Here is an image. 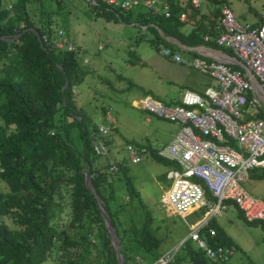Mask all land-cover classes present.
<instances>
[{"label":"trees","instance_id":"16d2710c","mask_svg":"<svg viewBox=\"0 0 264 264\" xmlns=\"http://www.w3.org/2000/svg\"><path fill=\"white\" fill-rule=\"evenodd\" d=\"M166 1L168 17L142 7L121 12L106 0L86 4L94 17L145 29L150 35L146 41L156 51L162 46L199 57L166 42L162 34L187 47L206 46L233 56L231 50L215 43L222 33L220 10L227 0H204L206 12L200 6L193 8L190 0ZM55 16L54 10L43 8L42 0H17L8 7L0 0V38H4L0 39V264H47L52 255L55 264H85L87 254L93 256L86 264H118L97 201L85 185V172L116 230L124 264H142V259L137 260L139 252L157 260L160 240L151 229L154 220L126 176L127 164H112L92 150L96 126L75 103V88L88 71L81 68L80 49L65 32L73 49L55 47L60 40ZM263 22L264 18L254 26ZM127 62L139 64L134 52H128ZM231 68L244 73L237 66ZM253 118L264 120V113L258 110ZM103 143L108 147L110 142L105 138ZM224 144L236 149L232 141ZM145 148L156 162L171 164L149 146ZM113 165L117 170L109 172ZM251 172L254 179H264V169ZM119 181L128 198L124 202L118 201L114 186ZM205 198L215 202L207 190ZM225 204L235 210L237 219L264 231V221H249L233 201ZM201 210L204 214L207 208ZM4 219L14 227L9 228ZM199 237L212 248L239 249L214 218L199 230ZM189 242L194 243L188 238L181 246L189 264H212ZM174 257L167 264H175Z\"/></svg>","mask_w":264,"mask_h":264},{"label":"rangeland","instance_id":"374dc122","mask_svg":"<svg viewBox=\"0 0 264 264\" xmlns=\"http://www.w3.org/2000/svg\"><path fill=\"white\" fill-rule=\"evenodd\" d=\"M16 1L2 0V4L8 7ZM42 5L58 14L54 18L56 31L65 32L77 45L80 49V66L88 71L75 88L76 105L95 126L100 122L109 126L106 139L110 144L106 159L109 162L128 160L126 176L140 192L141 200L154 220L151 229L160 240L156 252L159 258L154 260L139 252L137 260L142 259V264H156L166 254L175 252V264H189L181 246L190 228L203 219L202 207L194 206L185 214L177 215L161 203L162 195L170 186L166 177L168 170L162 172L164 165L153 160L145 146L150 145V149H155L166 145L168 136L165 132L173 128V123L158 119L135 106L139 98L146 95L164 104L170 100L176 101L184 89L183 83L188 80L182 71L189 72L190 79L198 81H202L204 76L188 66L186 68L184 64L163 57L160 51H156L146 41L150 35L145 29L139 30L134 24L94 17L83 0H42ZM227 6L239 22L256 25L264 18V0H227ZM36 7L39 8V5L36 4ZM200 9L202 12L207 11L204 0H200ZM141 35L144 36L143 40L136 41ZM131 50L141 64L127 63L128 52ZM83 60L87 63H83ZM128 82L133 86L128 87ZM108 113L110 116L106 117ZM156 124L162 127L161 132L155 129ZM141 144L143 148L136 146ZM128 146L136 150L140 158L138 164L129 161L130 156L126 150ZM173 168L177 170L175 166ZM114 186L124 188L122 182ZM239 186L264 204V179H254L250 171L247 180ZM0 188H3L1 183ZM116 193L117 196L122 194L118 191ZM118 201L124 202V197L118 196ZM214 219L239 248L233 250L228 264H264V231L260 226L240 221L234 209L226 210L223 216ZM4 223L9 228L14 227L8 219H4ZM189 243L194 246V243ZM92 256L87 254L84 263L91 261ZM55 259L56 256L52 255L47 264H55Z\"/></svg>","mask_w":264,"mask_h":264},{"label":"built area","instance_id":"2783aa9c","mask_svg":"<svg viewBox=\"0 0 264 264\" xmlns=\"http://www.w3.org/2000/svg\"><path fill=\"white\" fill-rule=\"evenodd\" d=\"M97 5V0H85ZM111 8L121 12L139 7L152 10L153 14L169 16L166 0H106ZM193 8L200 0H190ZM185 18L181 14L180 19ZM222 33L215 43L232 51L255 77L264 92V22L258 26L239 22L227 6L219 14ZM56 48L73 49L62 31L57 32ZM204 41H208L204 37ZM161 55L173 62L184 64L216 82L215 88H206L202 95L184 91L180 105H166L149 96L140 98L136 107L158 119L179 126L175 137L159 150L158 155L175 164L178 169L167 173L169 189L161 203L177 215H183L194 206L206 207L203 219L190 228L187 239H191L212 264H228L233 250L227 247H209L199 237V230L216 216H223L228 209L226 200L233 201L245 218L264 221V204L240 188L253 169H264V120H245V106L258 107L261 98L245 73L233 70L227 63L200 57L183 56L178 51L161 48ZM87 63L86 60L83 61ZM244 72V71H243ZM96 137L91 142L97 156H105L107 147L103 139L109 134V126L96 125ZM232 141L236 149L224 143ZM130 162L136 164L140 158L136 150L126 148ZM113 166L110 171H116ZM194 180L201 183V185ZM207 190L215 202L205 198ZM211 236L213 231L209 232ZM175 253V252H174ZM174 253L166 254L156 264L172 261Z\"/></svg>","mask_w":264,"mask_h":264},{"label":"crops","instance_id":"0c3cea01","mask_svg":"<svg viewBox=\"0 0 264 264\" xmlns=\"http://www.w3.org/2000/svg\"><path fill=\"white\" fill-rule=\"evenodd\" d=\"M161 36H162V38L164 37L162 34H161ZM168 38V37H167ZM164 39V38H163ZM170 39H173V38H170ZM173 40H175V39H173ZM177 41V40H176ZM167 42V41H166ZM179 42V41H178ZM180 43V42H179ZM171 44H173V43H171ZM182 44V43H181ZM173 45H175L178 49H180V50H183V51H190V52H194V53H196L197 55H199V57L200 58H205V59H207V60H220V58H221V55L219 54V51L220 50H217V52L215 51L216 49H213V48H210V49H213L214 51H209V50H205V49H202V47H206V46H198V47H193V48H191V47H188L189 49H193L194 51H192V50H185V49H182V48H180L179 46H177L176 44H173ZM99 48H101V47H99ZM161 48H162V46H160L159 47V49L161 50ZM206 48H209V47H206ZM197 52H196V51ZM131 52H134L133 50H131ZM222 52V51H221ZM161 53V52H160ZM183 56H190V55H188V54H186V53H183V52H180ZM135 54V53H134ZM190 57H192V56H190ZM139 60V59H138ZM128 63V62H127ZM139 64H141L140 63V60H139ZM228 64V63H227ZM230 66H236V65H232V64H229ZM186 68H187V66H185ZM238 67V66H237ZM191 68V67H190ZM240 68V67H239ZM193 69V68H192ZM181 72V71H180ZM198 72V71H197ZM181 73H186L185 75H186V77H187V79L188 80H185V82L183 83V84H185L184 85V89H183V91L179 94V96H178V98H177V100L176 101H179V97H180V95L184 92V91H191V92H194V93H196V94H200V95H202L203 94V92H204V90L206 89V88H215L217 85H216V82L212 79V78H210L209 76H206V75H203V74H201L200 73V75H202V76H204V78L202 79V81H198V80H194V79H190V75H189V72H185V71H182ZM146 96H149V97H152V96H150V95H146ZM259 97L261 98V99H263L264 98V94L263 93H259ZM153 99H155V100H157L156 98H154V97H152ZM140 99V98H139ZM137 100V99H136ZM134 101V100H133ZM132 101V102H133ZM171 102H172V100H170ZM133 106H135V103H133L132 104ZM136 107V106H135ZM261 111L262 113H264V104L262 103V101H261V103H260V105L258 106V107H253V106H250V105H247V108H245V114H244V118H245V120H252V119H256V118H253L254 117V115L256 114V112L257 111ZM109 117L110 115H109V113L108 114H106V117ZM110 119H112V118H110ZM162 120V119H161ZM263 120V119H262ZM147 121H148V119H147ZM168 123H170V122H168ZM172 124V123H171ZM173 125V128L172 129H170L168 132H165L166 133V136H168V140H167V143H166V145L168 144V143H170V141L175 137V135L177 134V132H178V130H179V126H177V125H175V124H172ZM155 129L156 130H158V131H162V127L160 126V125H158V124H156V127H155ZM108 140V139H107ZM110 144V143H109ZM149 145V144H148ZM150 146V145H149ZM165 146V145H164ZM107 148H109V145H108V147ZM163 148V145H160V146H158V147H156L155 149H153L154 151H156L157 152V155H158V152H159V150H161ZM152 149V148H151ZM108 153H109V149H107V154L105 155V158L107 157V155H108ZM158 157H160L159 155H158ZM161 158V157H160ZM163 159V158H162ZM163 160H165V159H163ZM130 161V160H129ZM165 161H167V160H165ZM167 162H169V161H167ZM112 164L113 163H119V162H117V161H114V162H111ZM125 163L127 164V166H129V162H128V160L127 161H125ZM169 163H171V162H169ZM136 164H138V163H136ZM113 166H115V165H113ZM113 166H111L110 168H112ZM162 166V165H161ZM176 167L177 169H178V167L175 165V164H173V163H171L170 165H164V166H162V168L164 169V171H162V172H165V169H167L168 171H166L167 173L168 172H170L171 170H173L174 168L173 167ZM116 167V166H115ZM110 168H109V172H114V171H110ZM163 174V173H162ZM160 176H161V174H160ZM166 177H167V175H166ZM155 179H157V176L155 177ZM120 182V181H119ZM118 183V182H117ZM116 183V184H117ZM117 189V191L118 192H122V194H120L121 195V197H124V201H126L128 198L126 197V195H125V193L123 192V188H119V187H117L116 188ZM169 189V188H168ZM167 189V190H168ZM167 190L165 191V193L162 195V197H164L165 196V194H166V192H167ZM120 195H118V196H120ZM139 195H140V192H139ZM140 198H142L141 197V195H140ZM167 209L168 210H170V211H172V212H174L172 209H170L169 207H167ZM229 209H233L232 207H228V209L227 210H229Z\"/></svg>","mask_w":264,"mask_h":264},{"label":"water","instance_id":"95a60500","mask_svg":"<svg viewBox=\"0 0 264 264\" xmlns=\"http://www.w3.org/2000/svg\"><path fill=\"white\" fill-rule=\"evenodd\" d=\"M34 33L37 35V33L35 31H34ZM163 38H164L165 41H167L169 43L176 44L177 46H179L182 49L194 51L193 49H189L186 45L181 44V43H179L176 40H173V39H170V38H167V37H163ZM0 39L3 40L4 38H0ZM202 49L209 50V51H214L213 49L206 48V47H202ZM215 51L217 52V50H215ZM219 54L221 55V58H220V60H217V61H221V62H224V63H228V64H232V65H236V66L240 67L244 71V73L247 76V78L250 81V83L252 84L253 90L257 94H259V93L260 94L261 93L264 94V92L262 90V87L257 82V80L255 79V77L251 74V72L249 70L246 69V67L241 62H239L237 60L236 57L231 56V55H228V54H226L224 52H221V51H219ZM261 101L264 104V98L261 99ZM85 185L92 192V194L94 195V198L97 201V208L99 209L100 214H101V216L103 218L104 226H105V228L108 231L109 239H110V242H111V244H112V246H113V248L115 250L118 264H124V258H123V255L121 253L120 247H119V238H118V236L116 234V230L112 226L111 220L109 219L108 215L106 214L103 206L98 201V196L95 194V191H94V189H93V187L91 185V182H90V179L88 177V173L87 172H85Z\"/></svg>","mask_w":264,"mask_h":264},{"label":"clouds","instance_id":"9594fccd","mask_svg":"<svg viewBox=\"0 0 264 264\" xmlns=\"http://www.w3.org/2000/svg\"><path fill=\"white\" fill-rule=\"evenodd\" d=\"M105 138H106V137H105ZM105 138H104V139H105Z\"/></svg>","mask_w":264,"mask_h":264}]
</instances>
